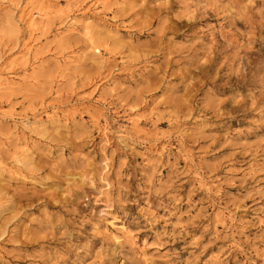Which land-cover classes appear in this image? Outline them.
I'll return each instance as SVG.
<instances>
[{"label":"rangeland","instance_id":"374dc122","mask_svg":"<svg viewBox=\"0 0 264 264\" xmlns=\"http://www.w3.org/2000/svg\"><path fill=\"white\" fill-rule=\"evenodd\" d=\"M8 72L0 264H264V0H0Z\"/></svg>","mask_w":264,"mask_h":264},{"label":"bare ground","instance_id":"6f19581e","mask_svg":"<svg viewBox=\"0 0 264 264\" xmlns=\"http://www.w3.org/2000/svg\"><path fill=\"white\" fill-rule=\"evenodd\" d=\"M65 5L66 6L63 9H59V8H56L58 6V2L53 3V2H50V1H44V2H40V3H36V4H35V2H31L30 5H29V7L31 6V8L28 11H25V14H24V16L26 17L25 19L27 21V24H28L27 26L29 27V30L30 31H35L37 29L36 24H37V20L40 17L46 16V15L51 14L53 12H56L58 10H59L58 13L59 12L62 13L64 11H67V17H68L67 21L70 22L69 25L71 26V29L72 30L77 29L76 26H78L77 25L78 22L75 21L74 18L71 15L69 16V12H70V7L69 6L71 4H69L68 2H66ZM238 8H239V10L237 11L238 15L240 17L246 19V20H249L248 13L242 11L240 7H238ZM192 12H194V10H192L190 13H192ZM196 14L197 13H192L190 16L187 17V20H190V19H193V18L196 19ZM187 15H188V13L187 12H184L183 15L175 14L174 16L177 17V18H180V17H183V16L186 17ZM169 20H167V22H165L162 25V28L163 29L161 31V34H163V33H165L167 31V27H168ZM170 23H171V21H170ZM83 29L85 30V34L88 35V39L91 41L92 40V35H93L91 33L92 32V25L85 24L83 26ZM108 34H109V32H108ZM249 41L251 42L252 40H249ZM29 45L30 44H28V48L26 49L27 51L23 54L24 56H25V54H28L29 53V50L31 49V47ZM216 47H217L216 44L213 45V47H212V54H213V56H210V53H209V55H206L205 63L201 65L202 68H205L206 66H208L209 68H211V66H213L216 63L215 62V58L216 57H220L223 54V53H220V50H218V47L216 49ZM92 48L94 50H98L99 51L100 46L99 45H92ZM104 48H106V46ZM179 50H180V52H182L183 51V48L182 49H179ZM190 54H192V53H190ZM194 56L195 55L193 54L192 55L193 58H190V59L187 60L189 62V65H192L193 63L196 64V63L199 62V55H198V58L197 57L194 58ZM244 58H245V56H242V59H244ZM240 59H241V56L238 58V63L235 62L236 64L235 63L232 64L229 67V69L227 68V71L230 70L231 72H233L235 69H237L238 71H240V73H242L243 80L245 81V78L244 77H246V75H247V72H246L247 71V67H246V64L245 63L239 62ZM11 69H12V67H11ZM11 69H10V71H11ZM179 69L183 70L185 68L183 66H181V67H179ZM222 70H223V67L221 66L216 71L218 73V72H220ZM2 72L3 71H1V73ZM8 73H7L6 76L0 75V90L2 88H5V87L6 88L7 87L12 88V85L14 84V81H11V72L9 73V76H8ZM227 77H228V80L231 81L232 77L230 75H228ZM182 79H183L182 82L184 83V81H185L184 80L185 79V74L182 75ZM190 86L191 85H188V87L186 89H188ZM191 88L193 89V86ZM169 90H171V94L172 93H176V92H178V86L177 85L175 86V84H173L171 86V88H169ZM174 99L175 100H180L181 98H174ZM174 103H175V101H174ZM174 103H173V106H174ZM138 125H140V123L138 121H136L135 126H138ZM27 150L28 149L23 150V153L26 152ZM24 158L25 159H29L30 156L26 155ZM25 159L18 160V162L20 164L24 165L27 162V160H25ZM21 177L23 178V176H21ZM120 230H121V232H124L122 225L120 226Z\"/></svg>","mask_w":264,"mask_h":264}]
</instances>
